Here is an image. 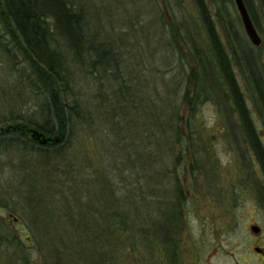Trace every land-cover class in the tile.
Returning <instances> with one entry per match:
<instances>
[{"label":"rangeland","instance_id":"rangeland-1","mask_svg":"<svg viewBox=\"0 0 264 264\" xmlns=\"http://www.w3.org/2000/svg\"><path fill=\"white\" fill-rule=\"evenodd\" d=\"M73 2L84 11L88 30L115 56L131 98L118 96L110 71L89 75L72 66L74 89L91 120L75 125L65 153L31 150L28 142L21 153L0 140V264H23L20 255L25 264H43V239L53 240L67 264H90V250L101 260L96 264H256L249 246L264 245V173L194 1ZM203 2L264 146L262 122L235 65L246 51L264 80L262 5L249 0L261 38L255 46L233 0ZM193 46L208 80L199 77ZM19 60L14 64L0 48V129L10 116L37 109ZM150 179L153 186H142ZM130 189L135 205L116 207L115 195ZM30 195L41 203L35 212L21 208ZM131 210L141 214L140 224L133 223L135 215L121 221ZM156 224L159 237L151 235ZM65 244L82 250L83 260L68 256Z\"/></svg>","mask_w":264,"mask_h":264},{"label":"trees","instance_id":"trees-1","mask_svg":"<svg viewBox=\"0 0 264 264\" xmlns=\"http://www.w3.org/2000/svg\"><path fill=\"white\" fill-rule=\"evenodd\" d=\"M193 1L198 8L210 45L213 47L220 75L225 80L239 118L242 120L250 148L264 173V146L258 131L254 128L240 87H238L237 81L233 76L228 56L225 55L224 49L220 44L206 4H204L203 0ZM258 1H260L264 10V0ZM243 2H245L252 23H254L255 16L249 0H243ZM91 35L92 32L87 28L84 11L78 9L73 0H0V48L5 55L9 56L10 60L13 59L12 62L14 64L17 63L16 59H20L19 63L24 66H21L19 72L21 76L26 78L27 83L37 96V109L31 114L22 117L23 119L19 118V116H10L8 120L6 119V123L10 124L0 129V140H5L10 145H15V148L21 153L23 152L21 148H24L26 142L29 143V149L31 150L38 148L45 152L47 149H55L57 154L54 153V155L57 157L65 153L66 147L73 143L75 125L78 123L86 124L91 120L86 106L77 97L74 89L72 66L78 71L85 69V73L89 75L98 74L101 68L110 71L114 81L118 82L116 91L118 96L122 100L131 96L130 86L120 75L118 61L115 56L108 51L104 43L98 42L95 36ZM193 55L199 68V77L202 75L208 80L207 68L199 48L194 47ZM242 55V63L236 61L235 65L240 68L242 77L246 79L245 82L250 92V98H252L258 119L261 120L264 129V80L254 69H257V66L251 56L246 51H242ZM192 75H194L193 72ZM112 112L110 111L106 115H110L109 118L114 121L115 117ZM32 128L37 129L45 138H48L46 144L41 146L34 139L27 137L26 134L30 133ZM42 157H45V153H43ZM133 165L131 161L130 166ZM153 183L154 181L150 179V182L146 183L147 185L144 184L142 186L148 188L147 186L151 187ZM139 188L141 189V186ZM132 190H128L129 193L124 194V196L117 197L115 195L113 203L117 202L116 207L135 205L136 201L133 199L135 196ZM111 195L114 196L112 193ZM31 196H27L20 201L21 208H27L35 212L37 208H41V203H32ZM103 196L104 193L102 191L97 199ZM131 215H135L132 219L133 223L135 225L140 224L139 218L141 214L137 210L136 212L132 210L125 212V216L121 221L123 222L124 220L123 223L125 224L127 216L130 217ZM35 216L31 217L33 223L34 221L35 223L37 222L38 216L37 218ZM66 222H69L70 226L73 227L69 219ZM40 224H43L42 221H40ZM154 227L155 229H153L151 235L159 237L161 229L157 224ZM108 237L110 235L107 234L106 239ZM98 240H100V237ZM52 242L53 240L51 239L48 242L43 239L40 243L44 256L43 264H67L64 259L65 256L56 253ZM67 243L70 244V240ZM63 249L67 255L69 253L75 256L78 255L76 257H79V261L83 260L85 256L84 252L79 250L76 245L71 247L65 244ZM90 252V257L88 258L90 264L99 263L101 260H98L95 252L92 250ZM23 256L20 255V259H23V264H25L27 263V257L24 259Z\"/></svg>","mask_w":264,"mask_h":264},{"label":"water","instance_id":"water-1","mask_svg":"<svg viewBox=\"0 0 264 264\" xmlns=\"http://www.w3.org/2000/svg\"><path fill=\"white\" fill-rule=\"evenodd\" d=\"M233 2H235L237 12L239 13L244 32L247 35L249 42L255 46L261 45L260 36L256 31L254 23H252L249 12H247L245 2H243V0H233ZM30 139H34L41 146L46 144V142L48 141V138H45V136L35 128H32L30 130ZM251 230L254 234H258L260 231V227L257 225H253L251 226Z\"/></svg>","mask_w":264,"mask_h":264},{"label":"flooded vegetation","instance_id":"flooded-vegetation-1","mask_svg":"<svg viewBox=\"0 0 264 264\" xmlns=\"http://www.w3.org/2000/svg\"><path fill=\"white\" fill-rule=\"evenodd\" d=\"M249 247L251 252L253 251V256L256 257V264H264V245H259L258 243H251Z\"/></svg>","mask_w":264,"mask_h":264}]
</instances>
